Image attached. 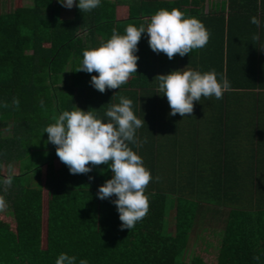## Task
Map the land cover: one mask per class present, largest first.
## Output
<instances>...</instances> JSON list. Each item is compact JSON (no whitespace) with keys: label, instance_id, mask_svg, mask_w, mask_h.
<instances>
[{"label":"trees","instance_id":"1","mask_svg":"<svg viewBox=\"0 0 264 264\" xmlns=\"http://www.w3.org/2000/svg\"><path fill=\"white\" fill-rule=\"evenodd\" d=\"M205 1L131 0L126 20L118 18L114 0L84 12L74 5L72 17L62 16L65 7L58 0H33L0 13V196L15 222L14 227L0 224V264H55L61 252L74 255L77 264L81 258L89 264H210L200 253L187 255L195 227L200 224L203 235L209 220L223 223L216 264H264V187L244 180V173L242 184L234 186L228 172L218 171L201 188L176 165L161 169L167 143L176 136L161 137L165 108L158 104L155 76L167 72L152 57L147 34L138 42L137 72L118 89L100 92L90 84L95 72L76 70L83 51L105 42L114 29L123 33L129 24H147L145 18L161 8H179L200 15L202 23L206 19L208 33L221 37L199 60L207 70L212 67L230 84L238 79L243 88L264 87L260 66L251 58L239 63L247 71L251 64L252 71L238 75L234 70L236 55L244 51L232 38L233 19L264 12V0H228L227 12L217 17L203 16ZM121 96L132 99L134 113L145 120L129 146L152 176L145 188L148 212L131 229L120 227L114 194L96 195L111 177L108 165L72 174L43 133L62 111L76 107L107 119L104 113ZM10 174L12 183L4 184Z\"/></svg>","mask_w":264,"mask_h":264},{"label":"clouds","instance_id":"2","mask_svg":"<svg viewBox=\"0 0 264 264\" xmlns=\"http://www.w3.org/2000/svg\"><path fill=\"white\" fill-rule=\"evenodd\" d=\"M58 3L69 9L75 5L84 12L97 8L102 0H58ZM250 22L260 24L256 16H252ZM145 33L149 47L154 52L165 53L169 59L174 54L184 56L202 48L209 39L208 31L198 18L179 8H161L152 14L147 24H129L123 33L114 29L105 42L85 49L76 70L95 72L90 84L100 92L118 89L137 72L138 42ZM155 77L158 93L166 96L169 114L173 116L177 113L182 117L190 116L194 101H201V97L219 99L231 88L230 81L214 69L200 71L183 67ZM14 103L18 105L19 101L14 100ZM132 105V99L121 96L119 102L104 113L107 119L79 107L64 110L43 131L48 134L47 140L56 146L57 156L70 173H88L92 166L108 165L111 177L98 187L96 195L100 199L115 195L112 202L119 214L120 227L127 229L133 228L147 214L149 194L145 188L152 179L142 157L129 146V142L135 141L137 129L145 123L144 118L134 113ZM3 183L11 184L12 175L5 177ZM4 206V198L0 196V208ZM55 264H77V260L74 255L61 252ZM78 264H89V261L81 258Z\"/></svg>","mask_w":264,"mask_h":264},{"label":"crops","instance_id":"3","mask_svg":"<svg viewBox=\"0 0 264 264\" xmlns=\"http://www.w3.org/2000/svg\"><path fill=\"white\" fill-rule=\"evenodd\" d=\"M114 1L117 2L118 18L126 20L129 17L131 0ZM227 10L228 0H206L202 14L217 17V12L221 14ZM245 13L240 14L243 19L235 17L232 23L233 42L238 50L243 48L244 51L242 54L236 52L238 62L234 70L238 75L252 71L251 64L247 71L248 67H241L239 63L242 58H251L260 66V72L264 76V12L257 10ZM190 16L201 20L200 15ZM252 16L260 20L259 25L250 22ZM145 19L148 23L150 17ZM203 25L207 31L210 30L206 19H203ZM220 38L219 35L209 34L204 47L193 49L184 56L174 54L171 59L163 52L157 53L151 48L150 51L156 63L161 62L166 72L183 67L207 71L205 62L199 60L212 53L213 48L208 47V44L215 40L220 42ZM208 67L209 70L212 69ZM257 68L255 67L256 71ZM240 83L238 79L232 81L230 90L219 99L201 97V101H194L193 112L184 117L179 113L170 115L167 98L159 93L161 97L158 104L165 108L161 111L164 114L161 137L167 140L176 136V142L167 143L169 152L160 161L161 169L171 170L176 165L191 175L195 186L201 188L208 186L206 180L213 177V172L218 171L228 172L234 186L242 184L239 181L244 177V180L250 179L255 185L264 187V87L243 88L237 85ZM187 184L189 186V177Z\"/></svg>","mask_w":264,"mask_h":264},{"label":"rangeland","instance_id":"4","mask_svg":"<svg viewBox=\"0 0 264 264\" xmlns=\"http://www.w3.org/2000/svg\"><path fill=\"white\" fill-rule=\"evenodd\" d=\"M33 2V0H0V13L4 12V11H11L13 10L15 7L17 6H21V5H27V4H31ZM73 8H64L63 9V17H72L74 12H73ZM57 164H59V162L57 161ZM15 173H18V167L14 168ZM47 198V195L46 197ZM172 199V196H170V200ZM5 201V200H4ZM45 209H46V202H45ZM169 214L171 213V205L169 206ZM174 212V211H173ZM169 214L167 216V218H169ZM44 222L46 223V220H44ZM0 224L2 225H10L12 227L15 226V222L13 220V218L11 217V215L9 214V207L7 204V201H5V206L3 208H0ZM200 225V224H199ZM195 227L193 234L191 236V240H190V246H189V251L187 255H190L193 252H197L200 253L201 255H204L205 258L207 259V261L210 264H216V252L215 249H217L218 244H219V240H220V236H221V232H219L218 229H220V227L223 226L222 222H215L212 220H209L206 222L205 226L202 228V233L203 235L200 234L201 231V227L200 226ZM200 236H203L204 238L202 240H204L203 242L200 240ZM207 243L211 244L212 246L208 247Z\"/></svg>","mask_w":264,"mask_h":264}]
</instances>
